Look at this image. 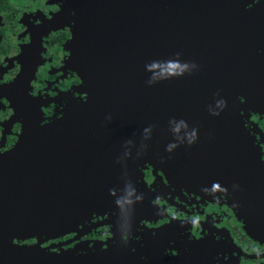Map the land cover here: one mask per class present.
<instances>
[{"label": "water", "instance_id": "95a60500", "mask_svg": "<svg viewBox=\"0 0 264 264\" xmlns=\"http://www.w3.org/2000/svg\"><path fill=\"white\" fill-rule=\"evenodd\" d=\"M67 8L73 60L83 65L88 98L24 132L0 155V264H136L114 247L83 252L15 244L9 236L45 233L64 218L56 207L51 220L43 201L56 170L45 165L37 173L32 163L61 161L71 144L73 221L90 190L113 186L107 168L115 165L118 144L144 151L152 142L236 174L250 146L239 113H264V0H70ZM22 160L28 167L18 170Z\"/></svg>", "mask_w": 264, "mask_h": 264}, {"label": "flooded vegetation", "instance_id": "af4514ba", "mask_svg": "<svg viewBox=\"0 0 264 264\" xmlns=\"http://www.w3.org/2000/svg\"><path fill=\"white\" fill-rule=\"evenodd\" d=\"M69 1L0 0V155L24 132L88 98L83 65L73 60ZM237 121L250 146L241 151L236 174L152 142L144 151L118 144L115 165L107 168L113 186L90 190L74 221L71 144L61 161H33L34 172L45 165L56 170L43 201H49L51 220L56 207H63L64 218L45 233L23 229L9 238L54 251L114 247L136 264H264V113L243 109Z\"/></svg>", "mask_w": 264, "mask_h": 264}, {"label": "clouds", "instance_id": "9594fccd", "mask_svg": "<svg viewBox=\"0 0 264 264\" xmlns=\"http://www.w3.org/2000/svg\"><path fill=\"white\" fill-rule=\"evenodd\" d=\"M185 67H187V65H185Z\"/></svg>", "mask_w": 264, "mask_h": 264}]
</instances>
